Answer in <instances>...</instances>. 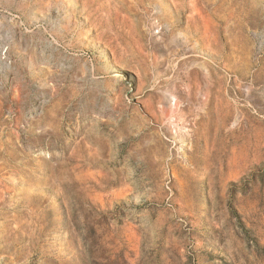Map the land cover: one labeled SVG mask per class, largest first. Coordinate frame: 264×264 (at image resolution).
Here are the masks:
<instances>
[{
    "label": "rangeland",
    "instance_id": "rangeland-1",
    "mask_svg": "<svg viewBox=\"0 0 264 264\" xmlns=\"http://www.w3.org/2000/svg\"><path fill=\"white\" fill-rule=\"evenodd\" d=\"M0 264H264V0H0Z\"/></svg>",
    "mask_w": 264,
    "mask_h": 264
},
{
    "label": "bare ground",
    "instance_id": "bare-ground-1",
    "mask_svg": "<svg viewBox=\"0 0 264 264\" xmlns=\"http://www.w3.org/2000/svg\"><path fill=\"white\" fill-rule=\"evenodd\" d=\"M205 177L203 176V179H204ZM19 187V186H18Z\"/></svg>",
    "mask_w": 264,
    "mask_h": 264
}]
</instances>
